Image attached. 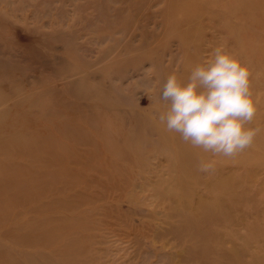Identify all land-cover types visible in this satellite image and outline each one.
<instances>
[{
	"label": "rangeland",
	"instance_id": "374dc122",
	"mask_svg": "<svg viewBox=\"0 0 264 264\" xmlns=\"http://www.w3.org/2000/svg\"><path fill=\"white\" fill-rule=\"evenodd\" d=\"M221 44L260 129L232 158L159 120ZM0 264H264V0H0Z\"/></svg>",
	"mask_w": 264,
	"mask_h": 264
},
{
	"label": "clouds",
	"instance_id": "9594fccd",
	"mask_svg": "<svg viewBox=\"0 0 264 264\" xmlns=\"http://www.w3.org/2000/svg\"><path fill=\"white\" fill-rule=\"evenodd\" d=\"M251 61H241L225 45L216 46L182 81L169 74L158 101L168 104L159 120L170 132L213 156L235 157L251 147L259 128L248 127L257 112L251 88ZM201 172L214 162L201 161Z\"/></svg>",
	"mask_w": 264,
	"mask_h": 264
},
{
	"label": "bare ground",
	"instance_id": "6f19581e",
	"mask_svg": "<svg viewBox=\"0 0 264 264\" xmlns=\"http://www.w3.org/2000/svg\"><path fill=\"white\" fill-rule=\"evenodd\" d=\"M248 3V2H247Z\"/></svg>",
	"mask_w": 264,
	"mask_h": 264
}]
</instances>
